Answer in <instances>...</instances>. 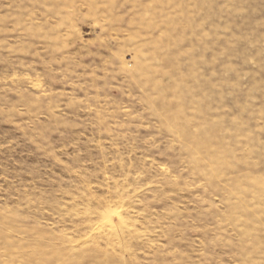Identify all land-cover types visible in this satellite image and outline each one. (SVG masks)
I'll list each match as a JSON object with an SVG mask.
<instances>
[{
    "label": "rangeland",
    "instance_id": "1",
    "mask_svg": "<svg viewBox=\"0 0 264 264\" xmlns=\"http://www.w3.org/2000/svg\"><path fill=\"white\" fill-rule=\"evenodd\" d=\"M0 264H264V0H0Z\"/></svg>",
    "mask_w": 264,
    "mask_h": 264
}]
</instances>
